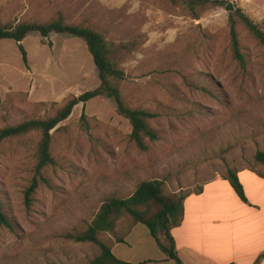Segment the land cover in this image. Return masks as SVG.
Instances as JSON below:
<instances>
[{
	"label": "rangeland",
	"instance_id": "rangeland-1",
	"mask_svg": "<svg viewBox=\"0 0 264 264\" xmlns=\"http://www.w3.org/2000/svg\"><path fill=\"white\" fill-rule=\"evenodd\" d=\"M230 2L264 29V0H226L200 19L166 0H0L4 25L62 13L103 34L125 73L119 83L125 103L159 115L151 121L159 139H147L142 149L113 99L80 103L53 130L55 164L44 170L50 185L40 186L29 209L25 193L41 133L0 142V197L15 223L14 230L0 227V264L89 263L99 247L67 235L85 230L107 198L129 197L142 181L164 180L167 194L188 195L228 169H264L256 160L264 151V45L240 25L244 62L234 57ZM24 46L27 64L14 40L0 39V130L51 117L100 84L82 39L32 33ZM134 226L124 215L101 238L125 256L128 248L113 243ZM138 227L148 254L160 249L148 228Z\"/></svg>",
	"mask_w": 264,
	"mask_h": 264
},
{
	"label": "trees",
	"instance_id": "trees-1",
	"mask_svg": "<svg viewBox=\"0 0 264 264\" xmlns=\"http://www.w3.org/2000/svg\"><path fill=\"white\" fill-rule=\"evenodd\" d=\"M166 1L181 9L193 19H200L207 11L226 5V0ZM240 25L249 31L262 45H264V29L259 23L244 13L242 9H237L229 14L232 51L234 57L243 63L244 56L239 35ZM32 33H38L44 38H48L52 34H61L85 41L97 67L100 84L95 89L69 98L51 117L26 120L0 130V142L26 135L32 131L41 133L37 153L36 174L25 193V202L28 209L31 207L33 195L40 186L44 184L50 185L44 170L48 166L55 164L52 154L53 130L67 120L74 108L80 103L85 104L96 97L113 99L117 105L118 114L129 120L132 126L131 139L140 148H147L145 144L147 139L151 141L159 139L158 131L151 126V121L159 116L158 113L146 109L131 108L123 100L119 83L124 80L125 73L112 60L113 50L103 34L89 26L66 21L62 13L45 22L22 21L10 25H4L0 22V39L14 40L18 45L25 64L28 63V54L24 46V40ZM82 119H86L85 113L82 115ZM256 160L264 167V151L257 152ZM258 173L263 175L260 171ZM223 177L229 181L237 195L247 203L248 199L238 176V170L228 169ZM202 190L203 187H200L196 193H200ZM186 196L177 193L167 194L164 189V180L142 181L129 197L112 196L107 198L85 230L77 234H68L67 237L76 242L92 243L99 247L100 254L87 264H146L147 261L128 262L118 258L110 244L101 238L105 233L114 232L118 220L122 216L128 215L134 225L143 224L148 228L150 235L156 240L160 250L165 254L166 260L174 261L176 264H184L178 254L172 231L183 222ZM0 227H6L9 230H14L15 228V223L7 213L1 197ZM117 241L124 242L121 238H118Z\"/></svg>",
	"mask_w": 264,
	"mask_h": 264
},
{
	"label": "crops",
	"instance_id": "crops-1",
	"mask_svg": "<svg viewBox=\"0 0 264 264\" xmlns=\"http://www.w3.org/2000/svg\"><path fill=\"white\" fill-rule=\"evenodd\" d=\"M238 170L248 202H244L223 175L206 181L200 193L184 200V219L173 229L177 251L184 264H264V169ZM140 224L129 229L114 245H124L118 258L146 264H176L160 249L143 245L147 240ZM149 232V231H148ZM137 233L138 238L134 239ZM150 233V232H149Z\"/></svg>",
	"mask_w": 264,
	"mask_h": 264
},
{
	"label": "water",
	"instance_id": "water-1",
	"mask_svg": "<svg viewBox=\"0 0 264 264\" xmlns=\"http://www.w3.org/2000/svg\"><path fill=\"white\" fill-rule=\"evenodd\" d=\"M226 10L228 12H233L235 10V5L232 2L228 3Z\"/></svg>",
	"mask_w": 264,
	"mask_h": 264
}]
</instances>
